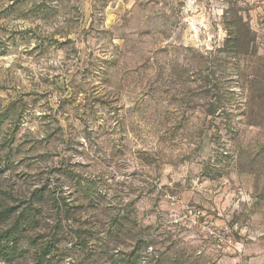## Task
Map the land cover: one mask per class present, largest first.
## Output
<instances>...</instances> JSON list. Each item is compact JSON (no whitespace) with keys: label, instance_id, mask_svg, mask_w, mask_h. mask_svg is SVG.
<instances>
[{"label":"clouds","instance_id":"9594fccd","mask_svg":"<svg viewBox=\"0 0 264 264\" xmlns=\"http://www.w3.org/2000/svg\"><path fill=\"white\" fill-rule=\"evenodd\" d=\"M22 10L0 21V264H264V0Z\"/></svg>","mask_w":264,"mask_h":264},{"label":"rangeland","instance_id":"374dc122","mask_svg":"<svg viewBox=\"0 0 264 264\" xmlns=\"http://www.w3.org/2000/svg\"><path fill=\"white\" fill-rule=\"evenodd\" d=\"M4 3L5 0H0V21L7 20L12 16L26 17L29 14L22 10L26 0H7V7L4 6ZM0 30L4 29L0 27Z\"/></svg>","mask_w":264,"mask_h":264}]
</instances>
